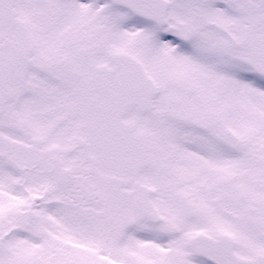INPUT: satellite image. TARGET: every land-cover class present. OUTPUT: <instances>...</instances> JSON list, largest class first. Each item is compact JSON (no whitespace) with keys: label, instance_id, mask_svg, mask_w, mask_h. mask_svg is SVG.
Instances as JSON below:
<instances>
[{"label":"snow or ice","instance_id":"6c2138e0","mask_svg":"<svg viewBox=\"0 0 264 264\" xmlns=\"http://www.w3.org/2000/svg\"><path fill=\"white\" fill-rule=\"evenodd\" d=\"M0 264H264V0H0Z\"/></svg>","mask_w":264,"mask_h":264}]
</instances>
